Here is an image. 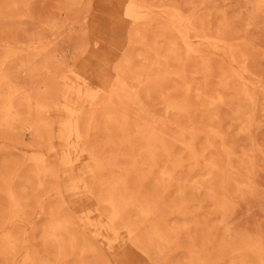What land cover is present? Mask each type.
I'll return each mask as SVG.
<instances>
[{
    "label": "rangeland",
    "instance_id": "374dc122",
    "mask_svg": "<svg viewBox=\"0 0 264 264\" xmlns=\"http://www.w3.org/2000/svg\"><path fill=\"white\" fill-rule=\"evenodd\" d=\"M0 264H264V0H0Z\"/></svg>",
    "mask_w": 264,
    "mask_h": 264
},
{
    "label": "bare ground",
    "instance_id": "6f19581e",
    "mask_svg": "<svg viewBox=\"0 0 264 264\" xmlns=\"http://www.w3.org/2000/svg\"><path fill=\"white\" fill-rule=\"evenodd\" d=\"M114 83H115V82H114ZM114 83H113V84H114Z\"/></svg>",
    "mask_w": 264,
    "mask_h": 264
}]
</instances>
